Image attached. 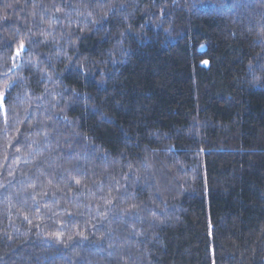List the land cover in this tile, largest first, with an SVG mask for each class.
I'll return each mask as SVG.
<instances>
[{"label": "trees", "instance_id": "trees-1", "mask_svg": "<svg viewBox=\"0 0 264 264\" xmlns=\"http://www.w3.org/2000/svg\"><path fill=\"white\" fill-rule=\"evenodd\" d=\"M0 264H264V0H0Z\"/></svg>", "mask_w": 264, "mask_h": 264}]
</instances>
